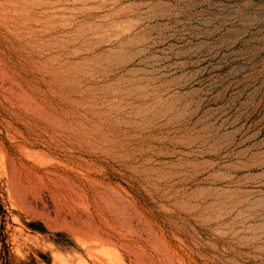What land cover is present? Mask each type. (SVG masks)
I'll list each match as a JSON object with an SVG mask.
<instances>
[{"label": "rangeland", "instance_id": "1", "mask_svg": "<svg viewBox=\"0 0 264 264\" xmlns=\"http://www.w3.org/2000/svg\"><path fill=\"white\" fill-rule=\"evenodd\" d=\"M0 264H264V0H0Z\"/></svg>", "mask_w": 264, "mask_h": 264}, {"label": "bare ground", "instance_id": "2", "mask_svg": "<svg viewBox=\"0 0 264 264\" xmlns=\"http://www.w3.org/2000/svg\"><path fill=\"white\" fill-rule=\"evenodd\" d=\"M119 240V239H118Z\"/></svg>", "mask_w": 264, "mask_h": 264}]
</instances>
